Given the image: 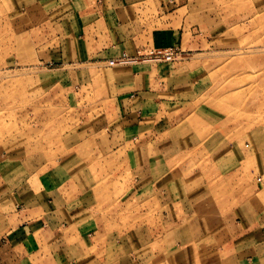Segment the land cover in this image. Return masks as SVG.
Here are the masks:
<instances>
[{
    "label": "crops",
    "instance_id": "1",
    "mask_svg": "<svg viewBox=\"0 0 264 264\" xmlns=\"http://www.w3.org/2000/svg\"><path fill=\"white\" fill-rule=\"evenodd\" d=\"M226 6L230 0H0V35L29 38L38 63L62 72L63 86L86 89L94 140L84 144L118 152L130 205L155 219L142 234L110 236L95 189L82 188L91 179L53 166L26 184L28 194L20 198L18 189L6 200L11 210L2 217L17 220L1 232L0 264H264L263 152L243 146L244 131L206 103L212 83L194 62L231 52ZM169 48L182 58L161 67ZM24 201L30 211L20 209Z\"/></svg>",
    "mask_w": 264,
    "mask_h": 264
},
{
    "label": "rangeland",
    "instance_id": "2",
    "mask_svg": "<svg viewBox=\"0 0 264 264\" xmlns=\"http://www.w3.org/2000/svg\"><path fill=\"white\" fill-rule=\"evenodd\" d=\"M220 11L231 19L225 24V46L231 52L194 59L204 69L203 81L212 83L206 103L230 115L231 130L237 127L244 131L243 146L256 147L254 151L261 150L264 157V0H230V6ZM170 50V56L162 54L165 62L159 66L171 67L181 60H173L174 49ZM34 53L29 38L0 35V236L17 220L2 217L11 210L4 208L6 200L11 201L18 189L20 198L28 194L26 184L33 186V181L53 166L59 175L70 171L71 175L78 174L76 177L91 179L82 188L87 193L95 189L97 211L105 216L108 228L105 226L104 231L110 236L133 228L142 234L143 224L153 226L155 219L152 211L145 218L138 217L141 210L130 205L123 185L126 170L118 152L106 149L101 153L97 147L84 144L94 140L87 135L84 122L85 113L94 106L81 102L86 89L63 86L62 72L39 64ZM80 69L83 80L86 73ZM92 76L100 79L98 72ZM93 86L94 95L100 97V84L95 81ZM208 94L198 102L208 100ZM19 204L20 209L30 211L31 203Z\"/></svg>",
    "mask_w": 264,
    "mask_h": 264
},
{
    "label": "built area",
    "instance_id": "3",
    "mask_svg": "<svg viewBox=\"0 0 264 264\" xmlns=\"http://www.w3.org/2000/svg\"><path fill=\"white\" fill-rule=\"evenodd\" d=\"M165 54L167 55V56H170L171 54H172V51L170 50V51H166L165 52ZM124 59H126L125 60V62H133L134 60L133 59H128V58H126V57H123Z\"/></svg>",
    "mask_w": 264,
    "mask_h": 264
}]
</instances>
